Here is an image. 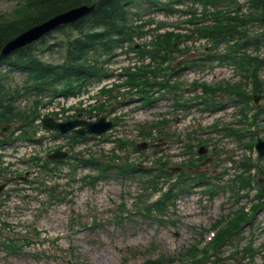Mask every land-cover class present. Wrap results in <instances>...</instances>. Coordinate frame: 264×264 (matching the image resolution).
<instances>
[{"label":"rangeland","instance_id":"rangeland-1","mask_svg":"<svg viewBox=\"0 0 264 264\" xmlns=\"http://www.w3.org/2000/svg\"><path fill=\"white\" fill-rule=\"evenodd\" d=\"M17 2L0 0L1 21L12 20L22 10V6L13 10ZM236 3L239 10L258 16L249 0ZM144 4L145 29L136 38L143 49L135 52L123 48L106 64V69L112 71L111 80L121 82V73H126L133 83L143 80L148 86L163 81L174 68L173 79L183 83L178 86L180 96L156 94L155 87H151L147 90L152 91L151 96L140 97L142 92H134L137 85L116 90L112 93L115 100L106 99L103 107L101 102L97 105V114L115 124L101 138H73L69 133L54 136V132L42 135L45 133L38 130L29 140L26 137L31 135L33 126L23 137L8 136L12 144L0 145V183L11 177L20 180L8 183L0 193V264H131L148 258L160 259L155 264H264V205L258 208L260 203L253 207L252 219L233 232L236 238L224 240L215 254L203 255L196 249L213 235L210 226L216 219L248 203L247 188L236 182V173L254 148L240 147L239 142L249 145L254 135L246 133L237 141L227 133L230 125L218 130L213 127L218 121L226 124L238 115L242 104L234 99L230 85L242 80L239 81L234 66L225 64L224 69L219 63H193L208 54L211 44L194 33L171 46V24L179 23L177 27L182 30L193 27L190 16L204 11L199 1L176 2L172 4L174 9L166 4L164 11ZM207 9L216 8L207 5ZM149 19L164 27L160 31L147 29L154 26L148 23ZM249 25L254 30L264 28L259 21H250ZM161 32L166 33L161 41L157 39L156 45L149 42ZM226 47L223 42L218 44L220 51ZM146 49L151 54L144 52ZM253 53L263 56L264 48ZM44 57L56 58V54L49 51ZM165 58L169 59L167 67L162 63ZM182 64L192 65L180 75ZM259 75L264 80V69ZM192 76V81L222 87L211 100L217 105L222 102L218 110L203 106L197 84L190 81ZM14 79L18 81L21 76L15 73ZM95 84L83 89L81 96L88 103L93 98L103 101L110 96L98 91L101 86ZM254 94H260L256 105L261 111L258 128L238 124L232 127L254 129L256 136L264 139V90ZM177 99L196 103L185 108V104H177ZM81 111V117L86 119L88 110L84 107L78 110ZM207 127L212 130L201 135ZM120 139L126 142L121 143ZM143 140L146 147L138 150L136 145ZM58 145L68 153L60 159L62 162L33 167L34 155L42 159ZM199 145H205L210 155L206 164L190 153ZM188 155L191 162L186 161ZM72 160L77 163L76 168L70 167ZM263 164L264 158L259 161L260 168ZM24 167L30 173L24 174ZM256 179L262 187L264 173L259 172ZM188 180L191 182L185 187L177 186ZM122 211H127V215H122ZM198 255L202 261L193 260Z\"/></svg>","mask_w":264,"mask_h":264},{"label":"trees","instance_id":"trees-1","mask_svg":"<svg viewBox=\"0 0 264 264\" xmlns=\"http://www.w3.org/2000/svg\"><path fill=\"white\" fill-rule=\"evenodd\" d=\"M82 1L90 0H43L42 6L34 9V15H27L24 20V17H21L16 21L18 23L0 26V46L6 39L17 33L25 25L37 22L55 11ZM127 1L131 0H99L89 20L82 19L73 24L77 30L74 31L75 38L67 42V60L64 64H43L34 57L32 45L16 52L15 58L11 61V64L20 70L26 71L29 74L28 77L30 80L37 82V84H39L38 86L44 87L54 81L74 80V76L96 75L97 69L95 67L93 68L94 64L90 63L87 58L90 52L95 56L99 54L98 50L95 51L99 45L104 49L112 47L113 44L111 42H103L97 39L98 36L104 35V29L108 27L107 31L110 30V33L120 36L118 39H122L124 36L130 38L133 33V26L129 23L127 24L128 11L125 5ZM117 19L120 23H118ZM88 21L95 26H88ZM84 23H86L91 30H89ZM81 25H84V27H81ZM5 78H7L6 75ZM5 81L4 78H0V106H2L5 111H8L12 108V95L13 97H17L19 95V89H16L13 94L7 96L3 90Z\"/></svg>","mask_w":264,"mask_h":264},{"label":"water","instance_id":"water-1","mask_svg":"<svg viewBox=\"0 0 264 264\" xmlns=\"http://www.w3.org/2000/svg\"><path fill=\"white\" fill-rule=\"evenodd\" d=\"M93 6L87 7V6H80V7H75L72 8L66 12H63L59 15H56L55 17H52L50 20L46 21L45 23L41 25L34 26L27 31L21 33L17 37L11 39L8 41L6 44L3 45L1 51H0V56H4L10 51L17 49L23 45H25L28 42H31L32 40L36 39L38 36L46 32L47 30L51 29L52 27L58 25L60 22H67L70 20H74L78 18L79 16L85 14L88 12ZM50 123L54 126H57L59 129L65 130L64 124H56L52 123L50 120ZM76 124V122H72L71 125ZM110 123H107L104 127H92L90 124L88 125V130L89 131H102L106 126H109ZM258 148L260 150V154L264 153V142L259 141L258 143ZM53 157H59L62 156L60 153H54L52 155Z\"/></svg>","mask_w":264,"mask_h":264}]
</instances>
